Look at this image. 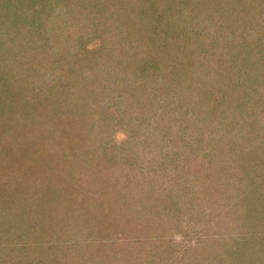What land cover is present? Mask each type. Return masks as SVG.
I'll use <instances>...</instances> for the list:
<instances>
[{
  "label": "rangeland",
  "instance_id": "obj_1",
  "mask_svg": "<svg viewBox=\"0 0 264 264\" xmlns=\"http://www.w3.org/2000/svg\"><path fill=\"white\" fill-rule=\"evenodd\" d=\"M38 3L0 60V264H264V0Z\"/></svg>",
  "mask_w": 264,
  "mask_h": 264
},
{
  "label": "trees",
  "instance_id": "obj_2",
  "mask_svg": "<svg viewBox=\"0 0 264 264\" xmlns=\"http://www.w3.org/2000/svg\"><path fill=\"white\" fill-rule=\"evenodd\" d=\"M41 1H43V0H41ZM41 1H35L34 0L33 3H24V2H22V0H0V10L5 11V16L0 15V60L2 59L4 52H6L5 56H6L7 60H9V58H12V57L17 58L16 63L18 65H21L20 64L21 61H22V63L26 62L22 58H24V56H26L28 54L29 50L26 49L27 48L26 46H25V50H23V48H24L23 37H24V34L27 33V30H31V27L33 26L31 22L34 21V17L36 14L35 12L45 9V6L43 4L38 3ZM35 4L39 6V7H37V9L35 7H33ZM31 6L34 8L35 11H30ZM12 29H15L16 36L14 34H12V37H9L11 34L9 32ZM30 36H32V35H30ZM244 40L239 39L238 41H236L238 43V45H237L238 47H236L237 49H243V48L247 47V46L243 45V42H245ZM32 42L36 43L35 40H33ZM234 44L236 46L235 42H234ZM40 45H42V44H40ZM36 47H38V45H36ZM18 52H19V54H18ZM31 57H32V54H31ZM20 58H21V61H20ZM110 59L116 61L117 64L120 62V60L124 62L123 58H120V60H119L115 56H113ZM55 64H56V62H55ZM5 66H8V64ZM23 66H25V65H23ZM1 72L2 71L0 70V78H2L1 80H3L5 78V76ZM121 77L123 78V76H121ZM42 149L46 150L44 148H42ZM21 208L22 207H20V209ZM23 210H26V207ZM2 262H5V261L2 260ZM2 262H1V264H2ZM6 264H9L8 261L6 262Z\"/></svg>",
  "mask_w": 264,
  "mask_h": 264
}]
</instances>
